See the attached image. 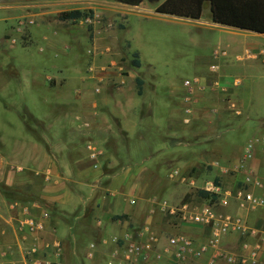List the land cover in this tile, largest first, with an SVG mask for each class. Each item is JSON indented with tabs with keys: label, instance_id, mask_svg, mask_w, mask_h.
Returning a JSON list of instances; mask_svg holds the SVG:
<instances>
[{
	"label": "rangeland",
	"instance_id": "1",
	"mask_svg": "<svg viewBox=\"0 0 264 264\" xmlns=\"http://www.w3.org/2000/svg\"><path fill=\"white\" fill-rule=\"evenodd\" d=\"M63 1L70 2L60 7L64 10L76 4V0ZM112 1L117 5L123 4L120 0ZM144 1L142 5H123L124 11L116 7L106 13L91 9L94 12L91 20L60 21L59 12H51L44 18L24 15L18 21L31 19L33 24H25L20 30H17L18 21L0 9V130L6 132L3 136L19 129L25 130L17 112L9 108L22 98L35 116L46 112L42 97H50L54 93V89L47 88L44 83L48 76L63 74L67 77L63 87L59 88L64 96H69L77 88H81L83 93L117 92V100L127 102L126 107L120 109L127 114L126 120L122 118V121L129 135L121 129L118 120L109 123L101 120L96 125L98 138L105 139V143L112 147L116 145L115 140H120V145L115 150L117 157L112 159L114 163L108 159L102 165L103 176L95 196L105 198L109 179L118 173L116 200H127L128 203L132 197V206L147 207L153 201L159 223L164 224L171 216L167 212L168 207L199 205L198 191L202 190L204 182L223 185L224 180L236 178L238 181L237 175L218 173L210 161L221 156L219 161L228 163L239 155L249 137H258L254 133L258 124L264 121V71L259 67L246 69L249 60L235 63L238 70L234 74L243 79L242 87L246 81L250 83L248 115L251 113L249 122L255 124L252 131L247 132L235 121V116L225 112L227 126L205 124L196 131L178 125L173 119L170 124L176 132L168 133L166 127L156 125L157 122L163 123L165 118L162 99L175 96L174 116L181 118L183 111L178 92L183 87L182 82L187 78L200 77L202 69L211 61L219 36L231 39V34L187 18L156 13L152 4ZM38 23L44 29L36 27ZM234 38L243 37L234 34ZM244 39L264 42V38L253 35ZM133 59L140 61L139 67L133 65ZM81 77L88 79L81 81ZM137 79L142 81L140 95ZM97 88L99 92H95ZM153 102L156 103L154 106ZM240 117L245 119V114ZM219 131H222V136H219ZM229 135L232 141H228ZM169 141L184 143L169 151ZM203 141L208 145L210 142L220 145L221 150L228 149L229 153L222 156L223 152L209 150L208 153L207 149L203 152L205 149L200 146ZM98 144L105 149L103 144ZM258 148L263 149L264 144ZM129 168H140L143 174L134 176V172H127ZM173 169H178L179 174L170 179L168 173ZM161 202H166V210L159 208ZM255 213L264 214V209Z\"/></svg>",
	"mask_w": 264,
	"mask_h": 264
},
{
	"label": "crops",
	"instance_id": "2",
	"mask_svg": "<svg viewBox=\"0 0 264 264\" xmlns=\"http://www.w3.org/2000/svg\"><path fill=\"white\" fill-rule=\"evenodd\" d=\"M146 1L152 4L154 10L155 6L164 0ZM75 2V6L68 10L90 8L106 13L113 7L124 11L125 6L123 5L128 4L121 2L122 5H117L112 0H76ZM64 3L70 2L1 0L0 9L5 10L9 18L18 21L24 15H39L44 18L51 12L66 11L60 8ZM143 3L145 1L141 0L139 5ZM210 16L209 3L206 2L201 18L190 20L209 27L220 28L221 33L229 32L231 39H222L219 36V41L212 51L211 61L206 66L204 65L200 78L209 85L218 81L224 86V90L207 89L197 94L194 113L190 116L189 124L183 123L185 117L183 113L181 118L177 119L174 116L176 115L173 112L175 111L173 108L175 96H165L161 101L164 122H157L156 125L166 127L168 133L176 132L170 124L173 119L178 125L181 124L184 128L188 127L196 131L203 128L205 124L218 127L227 126L225 112L235 116V121L246 128L247 132L252 131L255 125L249 122L251 113L248 115L250 83L246 81L245 86L242 87L243 79L235 76L234 73L238 70L235 63L243 59L250 61L246 69L259 67V70L264 71V42L244 39L250 35L264 38V34L214 23ZM203 18L205 20L200 21ZM36 25L44 29L42 24ZM234 34L243 38L236 39ZM44 38L46 37L43 36ZM212 68L215 70L212 71ZM66 78L63 74L56 77H45L47 81L44 80V83L48 85L47 88L54 89V93L50 97L49 95L42 97L46 110L43 115L35 116L25 105L24 98L16 105L9 106L17 112L25 130L19 129L6 136H3L6 132L0 130V264L11 262L20 264L25 260V250L32 245L37 246V254L33 259L48 260L51 264H94L96 259L100 258L101 253L98 251L100 254L97 253V258L94 260L87 259L86 252L90 242H99L101 239H110L114 236L121 237L145 225L150 226L156 233L160 246L166 244L168 236L179 232L189 235L197 243L207 241L210 236L208 228L184 222L179 214L170 216L169 222L159 223V217L153 209V201H149L150 206L148 207L145 205L132 206L133 203H129V200H133L132 197L128 203L127 200L117 201L115 193L120 179L117 172L111 176L106 185L105 198L95 196L103 176L102 165L108 159L112 160L117 157L115 150L120 145V140H115L116 145L112 147L105 143V139L98 138L95 133L96 125L101 120L107 123L118 120L121 129L129 135L127 126L122 121V118L126 120L127 114L120 109L126 107L127 102L117 100V92L111 90V92L104 91L102 94H95L93 91L83 93L81 88H77L69 96H64L59 88L63 87ZM115 78L120 79L117 76ZM85 79L88 78L81 77L79 80L84 81ZM235 79L241 80L238 86L234 85ZM185 93L186 89L183 86L178 92L180 100ZM154 104L156 103L153 102V106ZM180 105L182 106V103ZM243 114H245V119L240 117ZM257 120L263 121V119ZM263 125L264 121L263 124L259 123L257 132L254 134H260ZM221 133L222 131H219V136H222ZM227 138L224 137V139ZM228 141H232V136ZM181 142L169 141V151L177 149L176 146L183 145L184 142ZM89 143L97 145L104 152L97 168L93 167V162L88 157L86 146ZM98 143L103 144L105 149ZM246 143L242 150H239V155L230 162L222 163L219 161L221 156H217L210 161V164L217 163L213 167L218 173L224 175L221 172L222 167L237 161ZM209 145L207 141H203L200 146L205 150L202 151L207 149L208 153L210 151L223 152L222 156L229 153L228 149L221 150L220 145H213L211 142ZM257 147L252 165L264 173V148L257 149ZM127 172H134V176L143 174L140 168H129ZM234 179L224 180L222 186L234 189L237 182V179ZM145 191H147L146 188ZM226 211L232 214L238 211L234 200H231ZM43 212L48 213V219L44 220L43 231L25 234L18 229L19 223L26 216L39 219ZM254 214V216L251 213L247 215L248 224L256 227L264 225V214ZM160 226L164 228L163 231L159 230ZM240 242V237L234 234L222 238L219 245L231 250L237 249ZM102 249L100 248L101 251ZM107 251L108 249L103 253ZM57 252L59 255H56ZM262 259H264L263 255ZM29 260L27 264H32L31 259Z\"/></svg>",
	"mask_w": 264,
	"mask_h": 264
},
{
	"label": "built area",
	"instance_id": "3",
	"mask_svg": "<svg viewBox=\"0 0 264 264\" xmlns=\"http://www.w3.org/2000/svg\"><path fill=\"white\" fill-rule=\"evenodd\" d=\"M25 24H33V21L31 19L18 21L17 30ZM214 70L215 68H212V71ZM240 83L241 80H234L235 86ZM182 84L186 89L181 99V108L185 116L184 124L190 123L197 94L207 89L224 90V86L218 81L209 85L198 76L187 78ZM95 92H99V89H95ZM261 143L264 144V125L258 137L248 140L241 157L228 166L222 167V173L239 176L234 189L206 181L201 189L215 195L214 200H202L194 207L182 204L179 207L167 208L171 216L179 214L184 222L208 228L210 236L207 241L197 243L189 235L179 232L168 236L166 244L160 246L156 233L150 226L145 225L121 237L114 236L110 239H101L99 242H90L86 258L94 260L100 251L101 256L94 264H264V259H262L264 225L256 227L248 224L247 220L249 213L264 209V173L252 165L255 149ZM86 148L93 167L97 168L99 160L104 155L103 150L93 143L87 144ZM211 165L216 166L217 163ZM178 174L179 170L173 169L168 173V177L175 179ZM231 200H234L238 210L233 214L226 211ZM129 203H133V200H129ZM158 205L160 209L166 210V202ZM46 219H48L47 212H43L39 219L26 216L19 223L18 229L25 234H35L44 230ZM234 234L238 235L241 241L237 249L228 250L219 245L222 238ZM100 248H103L102 251ZM106 249L108 251L103 253ZM35 254H37V246L32 245L25 250V260L20 264H27L30 262L29 259L32 264H51L48 260L33 259ZM56 255H59V252ZM10 264L17 263L11 262Z\"/></svg>",
	"mask_w": 264,
	"mask_h": 264
},
{
	"label": "trees",
	"instance_id": "4",
	"mask_svg": "<svg viewBox=\"0 0 264 264\" xmlns=\"http://www.w3.org/2000/svg\"><path fill=\"white\" fill-rule=\"evenodd\" d=\"M120 1L130 5H138L141 0ZM206 2L209 3L212 22L264 34V0H164L155 6L154 11L159 14L196 20L201 18ZM93 14L91 9H72L60 12L58 19L60 21H77L81 18H92ZM132 63L135 67L140 66L138 59H133ZM137 83L138 94L140 95L142 81L137 79ZM198 193L199 202L214 200L215 198V195L204 190H199Z\"/></svg>",
	"mask_w": 264,
	"mask_h": 264
}]
</instances>
